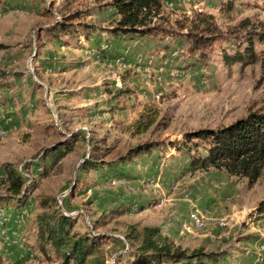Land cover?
<instances>
[{
  "label": "rangeland",
  "instance_id": "rangeland-1",
  "mask_svg": "<svg viewBox=\"0 0 264 264\" xmlns=\"http://www.w3.org/2000/svg\"><path fill=\"white\" fill-rule=\"evenodd\" d=\"M160 2L141 32L114 35V0H0L4 264H63L37 242L45 197L69 217L71 234L97 240L105 264L132 262L125 237L143 228L188 253L223 252L218 264H264V166L250 183L224 169H194L177 151L195 131L264 113V0ZM70 20L94 26V36L54 39L53 27ZM189 33L211 40L193 57ZM251 40L254 53L244 56ZM235 53L242 59L226 62ZM144 145L160 146L123 162ZM57 146L66 156L44 161ZM89 160L96 170L82 169ZM5 165L24 179L19 198L3 182ZM195 209L209 233L184 230ZM220 220L227 225L214 227Z\"/></svg>",
  "mask_w": 264,
  "mask_h": 264
},
{
  "label": "trees",
  "instance_id": "trees-1",
  "mask_svg": "<svg viewBox=\"0 0 264 264\" xmlns=\"http://www.w3.org/2000/svg\"><path fill=\"white\" fill-rule=\"evenodd\" d=\"M114 9L117 20L109 29L114 35L141 32L138 27H143L152 15L157 14L161 8L160 0H114ZM206 24V32L210 30L207 18L201 19ZM197 28V27H196ZM95 33V28L83 21L64 25L56 24L50 31L54 39L60 40L62 34L70 39L83 36L89 41ZM189 46L186 53L193 57L199 49L211 43L209 38L202 34L189 33L186 38ZM263 39V38H262ZM253 41L244 50L245 55L253 54ZM240 53L234 57L225 56L226 62H237L242 59ZM201 57V60H204ZM231 63V62H230ZM160 145H144L131 150L123 157V162H133L134 158L143 154H150L153 148ZM47 153L44 161L50 159L53 164L66 156L63 146H57ZM178 152L187 153L190 166L194 169H224L233 176L247 178L250 183L255 182L264 166V113H252L246 118L220 129H200L186 135L183 142L178 145ZM98 165L92 161H85L82 169L96 170ZM3 182L8 191L14 196L21 195L24 186L23 177L10 165H5L1 173ZM25 197L18 199L19 205ZM57 202L53 198H42L40 212L36 215L37 242L42 251L50 245L56 254L63 258V264H105L99 251V243L94 238L78 237L70 233L71 222L57 209ZM18 205V207H19ZM259 213L264 214V201L259 204ZM129 257L133 261L129 264H218L225 259V254L204 253L196 249L188 253L187 250L175 246L160 234L156 228H143L141 231L132 229L126 234ZM0 264H4L0 257Z\"/></svg>",
  "mask_w": 264,
  "mask_h": 264
},
{
  "label": "built area",
  "instance_id": "built-area-1",
  "mask_svg": "<svg viewBox=\"0 0 264 264\" xmlns=\"http://www.w3.org/2000/svg\"><path fill=\"white\" fill-rule=\"evenodd\" d=\"M58 203L61 204V201L58 200ZM226 222L225 221H216V223L214 224V227L220 228V227H224L226 226ZM183 228L185 231H190V232H206L209 233V229H208V223H207V219L205 218V216L203 215L202 212H200L199 210L195 209V210H191L188 214V222L185 223L183 225Z\"/></svg>",
  "mask_w": 264,
  "mask_h": 264
}]
</instances>
